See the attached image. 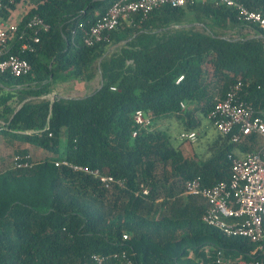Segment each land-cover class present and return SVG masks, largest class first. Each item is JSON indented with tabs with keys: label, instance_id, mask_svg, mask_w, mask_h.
Segmentation results:
<instances>
[{
	"label": "trees",
	"instance_id": "16d2710c",
	"mask_svg": "<svg viewBox=\"0 0 264 264\" xmlns=\"http://www.w3.org/2000/svg\"><path fill=\"white\" fill-rule=\"evenodd\" d=\"M23 1L32 5L19 32L32 16L48 30L36 44L16 34L7 53L30 70L0 74V138L11 149L0 161V264H88L92 256L122 264L121 252L132 264H217V252L222 264L250 261L257 244L203 223L205 201L183 188L194 178L205 187L227 182L229 155L255 152L260 138L232 143L218 135L202 155H187L181 136L238 82L240 100L264 109V28L219 0H193L133 15L85 46L84 31L119 0H7L0 16L15 15ZM231 1L264 19V0ZM24 42L34 50L21 52ZM94 78L102 85L90 95L51 99L59 83ZM136 110L151 117L150 126L138 129ZM171 117L183 124L176 147L153 127ZM15 155H29L31 166L13 168ZM61 159L123 186L105 189L91 175L55 165ZM254 260L264 264L261 254Z\"/></svg>",
	"mask_w": 264,
	"mask_h": 264
},
{
	"label": "built area",
	"instance_id": "2783aa9c",
	"mask_svg": "<svg viewBox=\"0 0 264 264\" xmlns=\"http://www.w3.org/2000/svg\"><path fill=\"white\" fill-rule=\"evenodd\" d=\"M7 0H0V11L5 8ZM193 0H119L115 2L99 19L95 21L82 36L85 46H93L106 39L109 32L113 31L121 21L132 19L133 15L145 17L147 14L162 6L182 8ZM220 4L234 8L239 16L246 22L257 24L264 28V19L257 12L248 11L243 6L231 0H219ZM20 16L12 15L7 20L0 16V74H8L13 77L26 75L30 66L28 62L14 54H8L9 43L16 34L31 44L38 42V36L48 30V26L38 17L28 19L23 29L19 32ZM24 42L19 50L32 52L34 48ZM179 76L175 84L182 80ZM241 83L238 82L230 88L224 98L218 101L208 120H211L218 135L229 136L232 143H239L245 137L254 134L262 142L261 146L253 153L245 157H232L228 159L231 164V175L227 182H220L211 187L202 186L199 178L188 180L184 183L183 194L199 197L206 203V210L202 216V222L217 229L227 237H241L251 243L257 244L248 257L250 261L239 256L238 259L229 260V263L259 264L254 260L256 254L264 256V109L255 110L250 105L240 100ZM183 110L184 104H180ZM135 125L146 128L151 125V117L142 110H136L133 116ZM136 132L132 133V137ZM186 141L193 143L196 133L189 132L181 136ZM13 168H29L31 166L29 155H15L12 160ZM55 165L67 167L74 172H81L96 178L105 189L112 185L123 186L122 182L111 176H102L96 170L74 165L65 159L56 161ZM147 194V191H143ZM126 238V236H124ZM115 257L122 264H132L125 252ZM105 258L92 256L88 264H104ZM224 262L223 253L217 252V264Z\"/></svg>",
	"mask_w": 264,
	"mask_h": 264
},
{
	"label": "rangeland",
	"instance_id": "374dc122",
	"mask_svg": "<svg viewBox=\"0 0 264 264\" xmlns=\"http://www.w3.org/2000/svg\"><path fill=\"white\" fill-rule=\"evenodd\" d=\"M31 5H32L31 2H28V1H23V2L19 3L17 8H16L15 15L19 17L25 11H27L31 7ZM92 89H93V87H92ZM81 91H83V90H81ZM81 91L75 90L74 88H69L68 84L62 85L61 83H59V84H57L56 89L54 90L53 94L69 98V97H79V96L84 95L85 93L86 94L89 93L87 91L86 92H81ZM53 94H51L50 96H52ZM153 127L155 129H160V130L166 131L167 134L170 136L171 143L173 144L174 147H176L180 144L181 139L179 137V134L182 132L183 124L178 119L171 117L170 119L160 121V122H156L153 125ZM207 140H208L207 137H203L201 135L200 138L198 139V141L195 142L194 144H191L190 147L195 153H198L200 150L202 151V149L205 148ZM64 144H65V138H64V135H61L60 136V149H63Z\"/></svg>",
	"mask_w": 264,
	"mask_h": 264
},
{
	"label": "crops",
	"instance_id": "0c3cea01",
	"mask_svg": "<svg viewBox=\"0 0 264 264\" xmlns=\"http://www.w3.org/2000/svg\"><path fill=\"white\" fill-rule=\"evenodd\" d=\"M62 85L68 84L69 88H74L75 90L81 91V92H89V93H85L82 96L79 97H69V98H81V97H85L87 95H90L94 90H96L98 88V80L97 78H94L93 80L87 82H78V81H74V82H67V83H61ZM97 84V85H96ZM96 86V87H95ZM93 87V89H92ZM95 87V88H94ZM92 89V90H91ZM62 97V96H61ZM66 98V97H63ZM191 132H195L196 133V140L195 142L198 141V139L200 138V136L202 135L203 137H207V143L206 146L208 144H210L214 139H216V137L218 136L217 132L215 131L214 127L212 124H210L208 119H204L201 122V126H199L196 130H191ZM190 143L187 141V143L184 145L185 148V153L187 155H192V154H199L202 155L205 150H206V146L205 148L202 149V151L200 150L198 153H195L190 145L194 144ZM28 145H25V147H27ZM23 147V146H22ZM11 153V149L9 147H7L4 143V141L0 138V161H4L7 160L10 156ZM5 156V157H4Z\"/></svg>",
	"mask_w": 264,
	"mask_h": 264
},
{
	"label": "water",
	"instance_id": "95a60500",
	"mask_svg": "<svg viewBox=\"0 0 264 264\" xmlns=\"http://www.w3.org/2000/svg\"><path fill=\"white\" fill-rule=\"evenodd\" d=\"M101 85H102V81H100V83H99V88L101 87ZM55 98H61V97L58 96V95H56V94H53V95L51 96V99H55Z\"/></svg>",
	"mask_w": 264,
	"mask_h": 264
}]
</instances>
